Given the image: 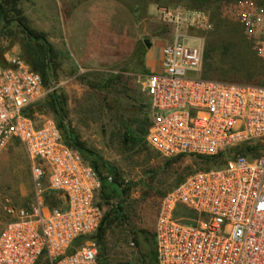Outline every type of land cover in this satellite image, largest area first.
Returning a JSON list of instances; mask_svg holds the SVG:
<instances>
[{"label": "built area", "instance_id": "obj_1", "mask_svg": "<svg viewBox=\"0 0 264 264\" xmlns=\"http://www.w3.org/2000/svg\"><path fill=\"white\" fill-rule=\"evenodd\" d=\"M215 1L239 3L243 34L264 50V9L250 0ZM186 17L210 27L200 12ZM201 61L199 47L174 39L161 46L160 69L144 75L147 145L167 158L223 159L160 199L156 264H264V82L204 79ZM52 90L21 55L0 59V152L12 139L23 145L31 184L27 206H5L0 264H99L95 241L70 248L101 223L100 176L53 118L37 122L28 113ZM256 146V154L242 150Z\"/></svg>", "mask_w": 264, "mask_h": 264}, {"label": "rangeland", "instance_id": "obj_2", "mask_svg": "<svg viewBox=\"0 0 264 264\" xmlns=\"http://www.w3.org/2000/svg\"><path fill=\"white\" fill-rule=\"evenodd\" d=\"M250 1L264 9V0ZM17 8L20 14L7 7L10 20H0V57L21 55L25 37L18 17L45 32L56 52L50 86L59 96L64 123L108 163L123 189L102 204L105 213L120 203L124 219L106 225L103 242L96 244L98 257L109 264H145L155 250L153 228L163 195L193 171L223 161L170 159L147 145L142 134L149 106L145 40L163 45L179 39L199 47L198 75L225 82H264V50L243 34L236 1L204 0L193 7L188 0H17ZM189 11L202 13L210 27L189 24ZM204 64L213 69L204 72ZM47 99L28 108L37 122L56 120ZM100 172L108 176L104 168ZM30 199L29 159L12 139L0 152V230L10 219L5 206H27ZM92 236L77 239L70 250L95 241Z\"/></svg>", "mask_w": 264, "mask_h": 264}, {"label": "trees", "instance_id": "obj_3", "mask_svg": "<svg viewBox=\"0 0 264 264\" xmlns=\"http://www.w3.org/2000/svg\"><path fill=\"white\" fill-rule=\"evenodd\" d=\"M193 7L201 3L204 0H188ZM9 7V10L16 14H20V10L17 8V0H0V20L9 21L10 19L7 18V10L6 8ZM19 26L22 28V32L24 33V39L22 44V52L21 56L29 63L31 68L38 72L42 78V81L45 86H50L53 80V70L55 69L56 62V52L52 45L47 41L46 34L43 31H37L35 29L30 28L26 25L25 19L23 17H18L16 19ZM1 58V57H0ZM2 59V58H1ZM213 69L209 64H204V72ZM232 70H235L232 68ZM207 79L205 77H202ZM240 83V82H238ZM246 83H256V82H246ZM260 83V82H259ZM57 92L55 90L50 91L48 96V107L53 111L56 116V124L62 132V136L64 141L72 146L73 148L77 149L80 154L83 156L85 160H87L90 165L95 169L101 179V188L99 191V200L100 204L102 205L103 202H108L112 198V194H121L123 189L121 188L120 184L117 182L114 176V170L108 165V163L97 153L90 150L85 143L74 133V131L64 123L65 115L62 112L61 102L59 96H57ZM149 126V116L147 112V117L145 118V128L142 130L143 137L147 132ZM245 152H251V154H256L257 146L256 147H245ZM180 156H176L170 159H176ZM205 161H209L214 159V157H203L197 156ZM104 168L108 172V176H103L100 172V169ZM111 176L112 179L108 177ZM123 220L124 216L122 214V206L120 203L111 205L110 209H108L101 220V223L96 230V233L92 236L94 238L95 243H102L103 237L106 229V225L110 223V220ZM154 236V235H153ZM154 247H155V240H154ZM99 264H109L106 259H99ZM145 264H156V252L153 251L152 255L149 257L148 261Z\"/></svg>", "mask_w": 264, "mask_h": 264}, {"label": "crops", "instance_id": "obj_4", "mask_svg": "<svg viewBox=\"0 0 264 264\" xmlns=\"http://www.w3.org/2000/svg\"><path fill=\"white\" fill-rule=\"evenodd\" d=\"M161 46L160 42H152L150 47L145 48L143 66L146 74L160 69Z\"/></svg>", "mask_w": 264, "mask_h": 264}, {"label": "water", "instance_id": "obj_5", "mask_svg": "<svg viewBox=\"0 0 264 264\" xmlns=\"http://www.w3.org/2000/svg\"><path fill=\"white\" fill-rule=\"evenodd\" d=\"M151 42L150 41H148V40H145V45H146V47H150L151 46Z\"/></svg>", "mask_w": 264, "mask_h": 264}]
</instances>
